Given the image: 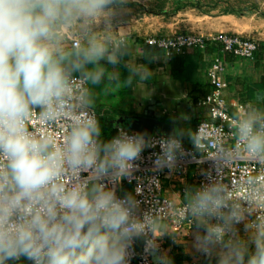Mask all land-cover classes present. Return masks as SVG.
Returning a JSON list of instances; mask_svg holds the SVG:
<instances>
[{
  "label": "clouds",
  "instance_id": "clouds-1",
  "mask_svg": "<svg viewBox=\"0 0 264 264\" xmlns=\"http://www.w3.org/2000/svg\"><path fill=\"white\" fill-rule=\"evenodd\" d=\"M125 2L0 0V264L21 257L33 264H129L134 239L149 234V254L170 264L157 254L156 218L137 215L136 198L117 196L109 184L131 174L142 151L157 143L156 165H173L183 132L155 141L121 129L102 140L92 86L117 80L107 65H119L126 53L90 29L71 48L61 39L65 29L90 25ZM130 72L129 84L133 75L150 76L145 65ZM34 113L46 124L67 119L66 134L58 140L30 131ZM233 119V150L264 161V111L245 108ZM245 185L243 200L216 180L185 188V219L197 229L193 247L216 264H264V180L251 176Z\"/></svg>",
  "mask_w": 264,
  "mask_h": 264
},
{
  "label": "crops",
  "instance_id": "crops-1",
  "mask_svg": "<svg viewBox=\"0 0 264 264\" xmlns=\"http://www.w3.org/2000/svg\"><path fill=\"white\" fill-rule=\"evenodd\" d=\"M150 1L152 0H126L125 3L114 5L111 13L105 18L98 19L90 25L77 23L73 29H65L61 39L71 38L73 33H76L75 37L82 41L90 29L91 32L107 39L110 46L125 43L128 57L126 67L134 70L139 65H145L150 72V76L145 80H140L139 76L133 75L131 94L135 102L130 107L131 111L139 116L147 113V117L154 118L157 114L156 118L173 126L175 131L182 130L183 135L180 140L191 146L195 125L199 121L209 119V110L204 106H194L189 99V94L198 84L210 85L207 70L211 64V56L204 51L201 53L191 51L184 57H167L159 51L146 52L147 47L143 44V38L150 34L170 35L180 31L205 35L227 32L254 37L259 40L260 46L264 47V12L262 11L264 7H260L257 11L245 12V14L244 12L212 13L187 9L171 18H166L163 15L144 12L132 5H145ZM63 47L71 48V44L63 42ZM252 68L250 61L249 63L240 60L224 62L226 88L223 94L232 114L237 113L240 107L242 110L258 109L256 103L260 102L256 95L262 91L255 93L253 101L243 97L244 91L256 81H244L243 76L250 73ZM115 69L116 66H112V71ZM262 93L261 101L264 99V92ZM129 123L127 122L125 128L131 130ZM153 134L165 133L158 129L154 130ZM150 136L151 134H147L146 138ZM196 180L197 173L192 168L187 182L192 185ZM180 186L181 184L174 176H164V192L167 197L176 202L184 201V196L179 198ZM158 224L159 230L155 235L156 242L161 247L159 249L161 256L169 260L170 256L177 252L192 259L199 253L193 247L197 229L187 233H175L165 223L158 222Z\"/></svg>",
  "mask_w": 264,
  "mask_h": 264
},
{
  "label": "built area",
  "instance_id": "built-area-1",
  "mask_svg": "<svg viewBox=\"0 0 264 264\" xmlns=\"http://www.w3.org/2000/svg\"><path fill=\"white\" fill-rule=\"evenodd\" d=\"M80 42V39L74 38L71 47ZM143 44L162 51L167 57L188 54L191 51L211 50V64L207 70V79L212 86V91L199 103L200 106L209 110V119L197 125L193 133V145L188 146L181 140L182 150L177 153L173 165L164 167L156 165L157 156L161 152L160 145L157 143L142 151L141 158L135 161L137 167L131 174L115 185L109 184V187L114 186L119 197H124L125 194L133 195L139 202L137 215L149 213L156 218L157 222L165 223L171 231L187 233L196 228L185 219L184 201L176 202L166 196L164 176H174L178 179L181 184L179 198L184 196L186 187H199L209 180H216L231 189L228 193L230 197L235 196L243 200L248 191L245 185L246 178L256 176L264 180V161L252 160L240 154L239 151L233 150L232 127L235 121L223 94L226 82L224 62L221 58L222 53H230L239 60L251 61L260 48V42L254 37L236 33L219 32L205 35L180 31L170 35H147L143 38ZM72 83L76 89L84 87L82 80H73ZM36 112L38 113L39 109ZM237 113L243 114L241 107ZM94 114L98 118L95 110ZM65 116L75 118L71 112L65 113ZM29 130L40 135L49 133L59 140L68 130V121L60 118L54 124H46L39 115L34 113ZM123 130L129 134H135L127 129ZM168 136L170 135L153 134L150 138L159 141ZM236 147L239 148L238 145ZM192 168L196 170L197 180L190 185L187 177ZM236 227L239 232L245 229L244 223ZM150 238L151 234L148 237L141 236L134 239L130 249L132 254L129 264H155L146 245V240ZM156 244L157 251H160V245L157 242ZM204 258L210 257L199 252L195 259H191L186 264H200ZM30 262L33 264L32 261Z\"/></svg>",
  "mask_w": 264,
  "mask_h": 264
},
{
  "label": "trees",
  "instance_id": "trees-1",
  "mask_svg": "<svg viewBox=\"0 0 264 264\" xmlns=\"http://www.w3.org/2000/svg\"><path fill=\"white\" fill-rule=\"evenodd\" d=\"M201 0H152L147 5L141 4H132L133 7H137L140 10H143L147 13H152L156 15L163 16H173L178 12L187 10V9H196L200 10L202 5ZM219 4V3H217ZM216 4V5H217ZM227 5H230L227 3ZM228 10V11H227ZM238 13L240 11L230 10L228 7L225 9L224 13ZM120 50L126 53L127 45L125 43H120ZM146 52L150 51H159L152 47L146 46ZM198 53L200 51H197ZM205 54L211 56V50L206 49ZM163 53V52H162ZM201 53V52H200ZM127 53L123 56L122 62L116 66L115 71H112V66L107 65L109 72L117 73V80H109L107 77L98 85L92 86V90L94 93L95 103L94 110L96 111L101 126V139L107 141L118 134L120 129H127L126 124L132 117L139 116L135 114L132 110L131 105L134 104L135 99L131 94V85L133 83V79L131 83H127L129 75L132 73L130 69L126 67L127 61ZM186 54H177L173 57H184ZM221 58L223 62H232L234 60H239L235 56L230 53H222ZM243 61V60H240ZM252 63V67L255 69H261V75L257 81L252 83L249 88L244 91V98H248L250 100H254L255 93L258 91L264 92V47L259 48L258 52L255 55V58L250 61ZM78 75V74H74ZM119 85V86H118ZM209 87V88H208ZM212 86L211 85H202L198 84L196 89H194L189 94V99L194 106L199 105L206 96L211 93ZM246 95V97H245ZM257 108L264 111V99L260 103H256ZM103 110H102V109ZM200 123L197 122L195 125V129L197 125ZM131 131V130H130ZM195 131V130H194ZM133 132V131H132ZM189 146V145H188ZM28 260V259H27ZM29 261V260H28ZM170 264H186L191 261L187 255L183 253H173L169 258ZM30 262V261H29ZM31 263V262H30ZM200 264H216L215 258H204L200 261Z\"/></svg>",
  "mask_w": 264,
  "mask_h": 264
},
{
  "label": "rangeland",
  "instance_id": "rangeland-1",
  "mask_svg": "<svg viewBox=\"0 0 264 264\" xmlns=\"http://www.w3.org/2000/svg\"><path fill=\"white\" fill-rule=\"evenodd\" d=\"M202 5L200 7V10L197 11H201V12H212V13H220V12H225V9L228 7L230 10H236V11H240L241 12H251L254 10H258L260 9V7H264V3H262L264 0H201ZM226 2H228L227 5ZM261 2V3H260ZM219 3V4H217ZM217 4V5H216ZM147 5V4H145ZM140 10V9H139ZM196 10V9H194ZM247 10V11H246ZM228 11V10H227ZM264 12V8L262 10ZM263 15V13H262ZM174 16V15H173ZM173 16H167L166 18H171ZM74 35L71 37L72 33L69 34L71 38H62L63 42H66V44H71L72 40L74 38H78L77 36L75 37L76 33H73ZM153 35V34H150ZM155 35H159V34H155ZM79 39V38H78ZM246 63L249 61H245ZM245 75V74H244ZM261 75V69H255L252 68L251 72L248 73L247 75L243 76L244 77V81H257L259 79ZM239 235L242 238H247V233L245 231V229L243 230V232H239ZM196 256H194L193 258L195 259ZM192 258V259H193ZM6 264H32L30 263L26 258L21 257L19 260H9L6 262Z\"/></svg>",
  "mask_w": 264,
  "mask_h": 264
},
{
  "label": "water",
  "instance_id": "water-1",
  "mask_svg": "<svg viewBox=\"0 0 264 264\" xmlns=\"http://www.w3.org/2000/svg\"><path fill=\"white\" fill-rule=\"evenodd\" d=\"M257 100L258 102H261V98L263 96L262 92L257 93ZM147 114V113H146ZM144 116H135L132 117L130 120H133L134 122L132 123L129 120V126L130 129L135 132V133H145L147 134H151L153 133L154 130H161L163 133H165L166 135L169 134H174L175 130L173 128V126L168 125L166 123H163L162 121H160L158 118V115L156 114L155 118L154 117H147V115ZM150 115H153L152 113H150ZM157 254L161 256V251H157ZM152 260L155 264H157V259L155 256L151 255Z\"/></svg>",
  "mask_w": 264,
  "mask_h": 264
}]
</instances>
